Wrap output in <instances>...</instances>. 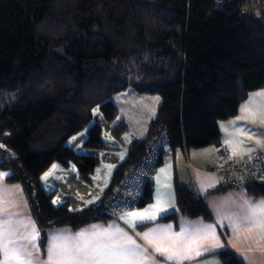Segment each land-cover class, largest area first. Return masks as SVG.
<instances>
[{
	"label": "trees",
	"instance_id": "trees-1",
	"mask_svg": "<svg viewBox=\"0 0 264 264\" xmlns=\"http://www.w3.org/2000/svg\"><path fill=\"white\" fill-rule=\"evenodd\" d=\"M246 3L0 0V169L10 172L6 182L21 185L41 231L113 219L102 212V200L161 128L171 149L220 143L219 120L264 87V18L241 16ZM129 86L162 98L147 137L131 143L99 204L76 212L54 207L39 175L52 162H73L88 181L98 158L73 152L65 140L90 122L94 106L114 120L110 97ZM125 128L119 122L112 133L119 137ZM100 133L92 124L84 146L103 148ZM150 182L139 205L151 200ZM245 188L264 195V181ZM175 193L183 213L209 217L191 186L176 185ZM218 256L222 264H240L228 249Z\"/></svg>",
	"mask_w": 264,
	"mask_h": 264
},
{
	"label": "crops",
	"instance_id": "crops-1",
	"mask_svg": "<svg viewBox=\"0 0 264 264\" xmlns=\"http://www.w3.org/2000/svg\"><path fill=\"white\" fill-rule=\"evenodd\" d=\"M154 94L157 93L138 92L130 86L114 93L110 100L117 108V116L112 121L106 120L99 106L91 109L90 122L70 135L65 140V145L77 154L96 156L98 164L89 174L88 181L81 179L73 162H69L66 166L59 162H52L43 170L39 175V185L45 194L50 195V202L54 207L65 204L69 211L76 212L101 202L111 184L116 168L126 160L131 143L142 141L147 137L150 121L156 116L162 101L159 94ZM242 108L243 105H239L234 116L219 120L220 143L218 145L189 149H171L169 145L165 149L151 177V200L129 211L142 212L156 204L159 197L163 202L161 206L165 210L159 212L154 221H145L143 225L138 224L133 229L121 218L129 213L127 212L113 219L95 220L78 228L62 225L48 227L41 231L30 213L21 185L6 182L10 172L1 169L0 208H7V215L14 223L19 221L22 224L34 226L37 239L35 248L32 250L33 264H47V248L54 236L76 234L93 226L104 229L115 226L127 232L141 247L147 249L148 255L155 259L156 264H165V262L137 233L142 234L149 229L160 227H169L173 234L185 231L194 233L197 229L212 226L214 237L209 234L198 238L197 244L204 246L200 249V254H196L197 244H193L189 258L182 264H222L218 253L224 249H228L240 264H264V230L250 228L244 222L254 202H264V195L253 196L245 187L222 188L219 177L211 171L222 146L238 156H245L253 150L263 149L260 147L250 149L246 144L248 143L246 137L238 135L241 132L240 128H236V124L240 122L248 126L254 125L255 128L258 127L263 131L264 120H261L260 116L264 110L262 108L249 110L248 113H244V116L248 114V119L240 117ZM119 122L125 123L126 128L119 137H116L112 129ZM94 123L101 126L100 138L103 148L84 146L88 128ZM176 185L191 186L209 217H192L183 213L177 205ZM169 214H173L174 217L169 220L161 219ZM31 230L30 228L28 231ZM42 234H44V240L41 241ZM215 239L219 240L221 247H212Z\"/></svg>",
	"mask_w": 264,
	"mask_h": 264
},
{
	"label": "snow or ice",
	"instance_id": "snow-or-ice-1",
	"mask_svg": "<svg viewBox=\"0 0 264 264\" xmlns=\"http://www.w3.org/2000/svg\"><path fill=\"white\" fill-rule=\"evenodd\" d=\"M258 95L264 96V93ZM260 119L264 120V113ZM162 203L158 197L157 203L144 211L129 212L121 218L134 229L145 221L156 220L158 213L165 210ZM244 222L250 228L264 230V202H254ZM30 228L32 230L28 231ZM209 234L213 237L215 235L212 226L197 229L194 233L185 231L173 234L169 227L152 228L142 234L137 233L151 246L155 254L163 258L165 264H182L189 258L192 245L197 244V239ZM36 239L34 226L19 221L14 223L7 215V208H0V264H33L32 250L35 248ZM221 246L219 240L215 239L212 247ZM203 247L197 244V255ZM47 253V264H156L146 248L115 226L107 229L93 226L76 234L54 236Z\"/></svg>",
	"mask_w": 264,
	"mask_h": 264
},
{
	"label": "built area",
	"instance_id": "built-area-1",
	"mask_svg": "<svg viewBox=\"0 0 264 264\" xmlns=\"http://www.w3.org/2000/svg\"><path fill=\"white\" fill-rule=\"evenodd\" d=\"M226 0H215L222 7ZM239 14L264 18V3L261 0H245ZM170 145L166 128L158 130L149 140L143 157L130 166L111 192L102 200L101 209L106 215L116 218L139 206L145 188L151 181L162 153ZM219 156L211 168L220 179L223 188L245 187L248 183L264 181V150H253L238 156L226 147H220Z\"/></svg>",
	"mask_w": 264,
	"mask_h": 264
},
{
	"label": "rangeland",
	"instance_id": "rangeland-1",
	"mask_svg": "<svg viewBox=\"0 0 264 264\" xmlns=\"http://www.w3.org/2000/svg\"><path fill=\"white\" fill-rule=\"evenodd\" d=\"M258 91H263V92H258ZM260 93H264V87L253 90L249 93V98L240 104L243 105V108L241 109L240 117L249 119L248 114L246 116L244 115L253 108H262L264 110V96L258 95ZM154 95H158V93ZM146 104L148 107V103ZM236 126H237L236 128H240V132H241L238 133V135L240 137L243 136L246 137V139L248 140V143L246 144H248L247 146L250 149H256L259 147L264 149V129L263 131H261L258 127L255 128L254 125L248 126L246 123H240V122H238Z\"/></svg>",
	"mask_w": 264,
	"mask_h": 264
}]
</instances>
